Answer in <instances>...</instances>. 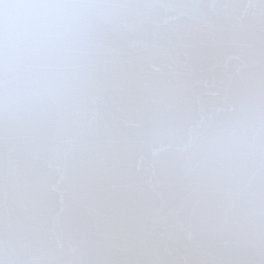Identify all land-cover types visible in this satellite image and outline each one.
<instances>
[{"label": "snow or ice", "instance_id": "1", "mask_svg": "<svg viewBox=\"0 0 264 264\" xmlns=\"http://www.w3.org/2000/svg\"><path fill=\"white\" fill-rule=\"evenodd\" d=\"M0 264H264V0H0Z\"/></svg>", "mask_w": 264, "mask_h": 264}]
</instances>
